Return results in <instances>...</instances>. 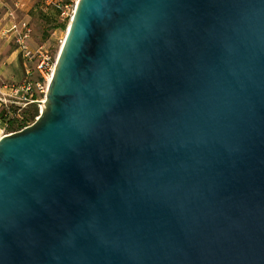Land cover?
Returning a JSON list of instances; mask_svg holds the SVG:
<instances>
[{"label": "water", "instance_id": "95a60500", "mask_svg": "<svg viewBox=\"0 0 264 264\" xmlns=\"http://www.w3.org/2000/svg\"><path fill=\"white\" fill-rule=\"evenodd\" d=\"M36 102L0 264H264V0H78Z\"/></svg>", "mask_w": 264, "mask_h": 264}, {"label": "built area", "instance_id": "2783aa9c", "mask_svg": "<svg viewBox=\"0 0 264 264\" xmlns=\"http://www.w3.org/2000/svg\"><path fill=\"white\" fill-rule=\"evenodd\" d=\"M46 2L60 10L62 15L72 16L78 0H46ZM5 18L10 21V25L4 26L2 19L0 20V37L13 40L16 43L25 64L26 76L21 83H5L3 87L10 90V93L0 90V101L8 110L13 104L17 105L20 112L22 108L32 102L39 100L43 102L45 98L33 99V97L34 95L38 96V92L44 93L46 97L49 85L48 77L53 74L56 58L44 44L38 46L30 44L34 31L33 27L29 22L20 20L14 8H7ZM34 73L37 74L36 78H32ZM36 103L41 106L40 103ZM10 133L6 132L4 127H0V139Z\"/></svg>", "mask_w": 264, "mask_h": 264}, {"label": "rangeland", "instance_id": "374dc122", "mask_svg": "<svg viewBox=\"0 0 264 264\" xmlns=\"http://www.w3.org/2000/svg\"><path fill=\"white\" fill-rule=\"evenodd\" d=\"M21 1L24 4L23 5L22 3L20 4L18 13L21 18H24L30 21L33 27V30H34L33 36H32L34 45L44 44L53 53L54 57L57 59L60 48L64 42V38L67 33L69 22L72 16L71 15L64 16L62 14H60L59 16H56L55 15L56 10L54 9L53 6L48 5L46 0L39 2V3H38V0H21ZM15 2L16 0H8V3L14 7L16 6ZM59 23L60 24L62 23V25L64 23V26L56 28V25H58ZM36 76L37 74L34 73L32 78L33 77L36 78ZM22 81L23 79L21 80V82ZM38 97L39 99H44L45 94L44 93L41 94L38 92ZM17 107L18 106L15 104L10 106L8 110L9 112L6 114L7 119L1 118L2 122L0 123V127L1 128L4 127L6 132L8 133L14 132L8 128V121L9 119L15 116L13 111ZM42 109L43 107L38 104V113H39L38 116L41 114ZM38 116L35 117V120L37 119ZM17 117L19 118V121L22 120V116H20V114H17ZM34 121H29L30 123L28 125L32 124ZM18 122H16V124H18Z\"/></svg>", "mask_w": 264, "mask_h": 264}, {"label": "crops", "instance_id": "0c3cea01", "mask_svg": "<svg viewBox=\"0 0 264 264\" xmlns=\"http://www.w3.org/2000/svg\"><path fill=\"white\" fill-rule=\"evenodd\" d=\"M21 0H16V6H11L8 3V0H0V20L2 19V24L4 26L10 25V21L6 20V11L8 7H12L15 9L17 17L20 20L29 22V20L21 18L18 13V9L20 8V4L22 3ZM24 3H22L23 5ZM4 19V20H3ZM31 24V23H30ZM32 46L33 37L30 41ZM26 76V68L25 64L20 56L19 50L17 48L16 43L13 40L5 39L0 37V90L5 93H10V90L6 89L4 86L5 83H20L22 79ZM5 111L7 114L9 111L8 109L2 104L0 101V111ZM2 119L0 117V123Z\"/></svg>", "mask_w": 264, "mask_h": 264}, {"label": "trees", "instance_id": "16d2710c", "mask_svg": "<svg viewBox=\"0 0 264 264\" xmlns=\"http://www.w3.org/2000/svg\"><path fill=\"white\" fill-rule=\"evenodd\" d=\"M45 0H38L39 2H42ZM55 9V8H54ZM55 15L59 16L61 14V11L58 9H55ZM63 27L64 23L62 25V23L56 25V28L59 27ZM38 96L34 95L33 99H37ZM19 107L14 109V114L15 116L11 119H9L8 121V128L11 129L12 131H16V130H20L22 128H24L25 126H27L30 122L29 121H34L35 117L38 116V104L36 102H32L30 104H28L25 108H22L20 110V112H18ZM17 114H20V116H22V120L19 121V118L17 117ZM0 117L3 119H7V115L5 114L4 109L0 111ZM19 121V122H18ZM16 122H18V124H16Z\"/></svg>", "mask_w": 264, "mask_h": 264}, {"label": "bare ground", "instance_id": "6f19581e", "mask_svg": "<svg viewBox=\"0 0 264 264\" xmlns=\"http://www.w3.org/2000/svg\"><path fill=\"white\" fill-rule=\"evenodd\" d=\"M70 24H71V20H70V22H69V26H70ZM68 26V27H69ZM66 36V35H65ZM65 39V38H64ZM62 47V46H61ZM61 49V48H60ZM51 79H52V75H50L49 77H48V84L50 83V81H51ZM45 101V99L43 100V102ZM41 106L43 107V109L45 108V105H44V103H41Z\"/></svg>", "mask_w": 264, "mask_h": 264}]
</instances>
